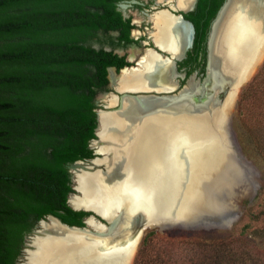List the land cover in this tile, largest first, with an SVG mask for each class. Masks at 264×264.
<instances>
[{"label":"trees","instance_id":"trees-1","mask_svg":"<svg viewBox=\"0 0 264 264\" xmlns=\"http://www.w3.org/2000/svg\"><path fill=\"white\" fill-rule=\"evenodd\" d=\"M77 1L0 0V264H15L31 220L53 214L69 225H85L88 213L67 204L72 188L65 164L93 156L88 145L96 115L88 64L98 59L79 42ZM260 90L264 64L243 88L242 101ZM247 218L239 234L262 235L264 186ZM155 234L144 236L141 250ZM228 250L233 264L243 262L242 251Z\"/></svg>","mask_w":264,"mask_h":264},{"label":"bare ground","instance_id":"bare-ground-1","mask_svg":"<svg viewBox=\"0 0 264 264\" xmlns=\"http://www.w3.org/2000/svg\"><path fill=\"white\" fill-rule=\"evenodd\" d=\"M234 1L236 3L243 2L251 12L264 16V5L256 1ZM233 11L234 9L227 17V22L222 28L221 35L223 37L218 39L219 45L217 46L219 51H223L222 49L227 51V44L230 41H234L231 45L233 49L231 53L227 52L225 55L223 53L222 60L219 55H214L212 66L215 71H217L216 69L220 70L221 74L227 78L226 82H229L228 76L235 71L234 66L231 65L233 62L234 65H240L259 52V63L264 56V35L260 34L257 26L250 23L252 21L248 22L246 17L239 19L238 22L240 24H236L232 32L228 34V30L231 28L228 26H232L235 20L239 18ZM168 16L166 12H162L158 16L159 21L165 25L170 21ZM228 23L229 25L227 26ZM161 38L165 42H171L170 36L164 29L161 30ZM216 44H218V41H215V48ZM155 58L151 55L148 56L144 72L137 73L133 71L124 75L119 83L120 89L149 88V81L146 80V77L149 73L148 71H153L157 67ZM255 67L248 71L249 76L253 74ZM185 99L186 95L184 93L179 100L184 103ZM234 100L235 92L228 97L222 114L203 115L204 117L200 119L193 116L188 118L185 116L180 117L177 121L181 122V124L183 123V127L180 128L170 125L173 121V114L165 112H172V110L165 109L162 112V110L157 109L154 103L147 102L146 107L154 106L156 108L155 111L158 113L149 115L145 119H139L135 127L133 124L128 125L129 131L127 133H129V136L123 141H127V144L132 145L131 139L136 140L131 160L129 159L130 162L128 161L125 164L124 162L121 163L122 160L113 159L112 163L107 164V168H109L108 175L118 171L123 174L120 184L110 187L109 191L105 188H100L101 185L95 181L99 177V173H101V170H99L93 175L87 173L78 174L77 180L80 188L84 194L94 198L104 207L118 208L124 201L129 200L134 206L142 207L143 209L149 208L147 206H150V208L152 206L158 213L160 212L163 215L172 214V217H175L176 214L179 216L185 209L188 212H195L200 208L201 204L205 202L212 203L210 197L216 190H220L219 185L222 182L230 184L232 182L231 174L234 175L237 172L236 170H238L236 162H234L233 166L229 164L222 125L221 127L213 125L221 117L223 121L227 119L226 115L232 109ZM110 102L113 104L115 99L110 100ZM185 104L189 106L188 103ZM124 105L130 115H136V112L143 108L139 104L132 103V101H126ZM185 110L187 109L185 108ZM174 118L177 119L176 116ZM101 119L102 131L100 134L103 139L118 137L117 133H115L116 130L127 124L122 126L123 122L117 115L104 114ZM214 119L216 120L214 121ZM177 122L175 120L174 123ZM123 129L125 130V128ZM167 131L168 134H173H171V138L168 139L166 137L167 140H160L161 134ZM218 131L219 134L220 132L222 133L223 139H216L214 136ZM152 138L159 143L153 144ZM168 140L169 142L167 143ZM153 145L158 146L157 152L152 149ZM128 152L130 153L131 151ZM175 152H177V156ZM181 153L185 156H181ZM103 162L106 163L105 160ZM193 169L194 171H192ZM208 171L217 172L212 177L211 182H209L207 175ZM101 175L104 174L101 173ZM233 177L235 178V176ZM164 182L165 187L162 186ZM131 195L139 196L140 199L134 198L131 200ZM72 201L77 203L78 198Z\"/></svg>","mask_w":264,"mask_h":264},{"label":"water","instance_id":"water-1","mask_svg":"<svg viewBox=\"0 0 264 264\" xmlns=\"http://www.w3.org/2000/svg\"><path fill=\"white\" fill-rule=\"evenodd\" d=\"M252 1L264 5V0ZM235 3L234 0H228L213 24V33L210 40L209 73L205 81L206 86H211L209 89L205 87V89H200V92L196 91L189 106L179 99L182 97V94L188 91L193 85H197L198 88L199 82H189L178 93H175L173 97L128 95L125 93L122 96L121 106L118 109L99 112V124L96 134L99 138L97 141V145L100 147L98 151L103 156L100 159L97 158L93 160V166H89L82 162H75L70 165V167L76 171L74 174V181L77 182L75 189L79 193L78 202L74 203L71 201L70 204L76 210L92 211L94 214L100 216L104 222L91 217L87 220L84 226L69 225L63 222L60 218L54 215H49L47 216V219L40 220L36 223V231L32 233L31 237L26 236L25 244L16 259V264H131L144 231L147 230V228L153 226L175 225V223H189L182 222V219L178 214H176L175 217H172V214L163 215L154 210L152 206L151 208L150 206H147L149 208L143 209L142 207L134 206L129 200L124 201L118 208L112 209L104 207L94 198H90L84 194L79 186L77 176L78 174L84 173L93 175V173L101 170V173L104 175L99 173V177L95 180L101 185L100 188H105L109 191L110 187H115L120 184V181L123 179V174L118 171L117 173H111L108 175L107 172L109 168H107V164L112 163L111 161L113 159L122 160L121 163L124 162L125 164H127L128 161L130 162L132 151L136 145V140L130 137L132 138V145L129 143L127 144V141H123L129 136V133H127V131H129L128 125L133 124L135 127L139 119H145L149 115L158 113L155 111L156 108L154 106L146 107L147 101H167L168 106L171 107L169 108L166 106L165 108L172 110V112L165 113L173 114V121L170 125L177 128L183 127V123L181 124V122H177L180 117L185 116L188 118L193 116L200 119L204 117L203 115H212L213 113L222 114L228 97L234 91H236L234 100L235 105L239 89L249 80L248 71L257 65L260 59V54L257 52L252 58L245 60L244 63H241L240 65H234L233 62L231 65L234 66V73L228 76L229 82H225L222 88L218 89V87L215 86L216 82L213 79V71L211 67L214 62V55H219V58L222 60L223 53L225 55V53L228 52L224 49H222L223 51H219L217 47L219 45L218 39L223 37V35H221L223 25L227 22V17L234 9L233 13H236L239 18L235 20L232 26H230L229 23L227 24V26L229 25L228 27H231L228 30V34L232 32V29L236 24H240V22H238L239 19L246 17L248 22L252 21L250 23L257 26L258 32L264 35V16H259L257 13L251 12L243 2L236 3V5ZM215 41H218L216 48ZM231 69L233 68L231 67ZM217 91H219V93H217ZM199 94L201 96H198ZM126 101H132V103L139 104L145 109L142 108V110H138L136 115H130L127 112V107L125 108L124 105ZM185 108H187V110H185ZM104 114L117 115L123 122L122 126L127 123L126 126L116 130L115 133H117L118 137H114V139H103L101 137V116ZM175 116L177 119L174 118ZM226 118L227 119L223 121L221 120V117V119L217 120L213 125L216 127H218V125L221 127L222 125L221 128L225 135L227 152L239 166L237 153L234 149L229 132L231 115H226ZM175 120L177 123H174ZM215 120L216 119H214V121ZM123 128H125V130ZM171 134L172 133L168 134V131L163 132L160 140H167L166 137H168V139L171 138ZM218 134L219 131L214 135L216 139H223L222 133L220 132V134ZM168 142L169 140L167 143ZM158 143L159 142H156L153 139V144ZM175 148L180 150L177 147ZM152 149L156 151L158 146L153 145ZM128 151L131 152L129 153ZM181 154V156H185L183 153ZM175 155L177 156V152H175ZM104 160L106 163L103 162ZM216 173L217 172L213 173L212 171L207 172L209 182L212 181V177H214ZM162 186L165 187V182ZM130 198L131 200L134 198L140 199L139 196L134 195H131Z\"/></svg>","mask_w":264,"mask_h":264},{"label":"flooded vegetation","instance_id":"flooded-vegetation-1","mask_svg":"<svg viewBox=\"0 0 264 264\" xmlns=\"http://www.w3.org/2000/svg\"><path fill=\"white\" fill-rule=\"evenodd\" d=\"M227 1H77V11L80 13L76 25L79 42L84 45L86 52L97 55L98 59L91 65L88 64L89 70L92 71L90 84L94 94L90 101L96 115V127L94 129L95 137L90 139L88 145L93 150V156L81 158L72 163L82 162L93 166V160L103 156L99 153L100 147L97 145L99 138L96 132L99 124V112L118 109L125 93L128 95L173 97L189 82L196 81L199 82L198 88L197 85H193L185 92L187 100L185 99L184 103L190 105L196 91L205 89V87L210 88L211 85L206 86L205 81L209 73L213 24ZM162 12H166L170 19L165 25L159 21L158 17ZM162 29L170 36L171 42H165L161 38ZM149 55L156 57L155 62L157 63V67L153 71H148L146 77V80L149 81V88L120 89L119 83L124 75L133 71L137 73L145 71ZM100 67L106 70L104 77L100 74ZM216 70L212 68L213 79L216 82L215 86L221 89L227 78L221 74L220 70ZM112 99H115L113 104L110 102ZM147 102L154 103L157 109L162 112L168 106L167 101L151 100ZM72 163H66L65 167L69 172V183L72 188V191L68 193L67 204L74 209L70 203L78 198L79 193L75 189L77 182L74 181V174L76 171L70 167ZM85 212L88 214L82 218L84 224L91 217L103 221L92 211ZM47 216L43 219H47ZM40 220H31L30 228L24 231L18 256L25 244L26 236H32L37 228L36 223Z\"/></svg>","mask_w":264,"mask_h":264},{"label":"rangeland","instance_id":"rangeland-1","mask_svg":"<svg viewBox=\"0 0 264 264\" xmlns=\"http://www.w3.org/2000/svg\"><path fill=\"white\" fill-rule=\"evenodd\" d=\"M233 42L227 44L229 53ZM263 64L264 56L249 80L240 87L236 103L228 113L231 115L230 137L239 164L237 172L231 174L232 182L219 185L220 190L210 197L212 203L205 202L195 212L185 209L179 214L182 222L189 223L147 228L131 264L137 261L138 264H233L234 259L227 255L230 253L228 248L234 254L246 251L250 264H264V233L260 236L239 234L240 226L248 220L249 208L257 202L264 186V92H254L244 101L241 98L243 88ZM227 156L233 166L235 160L228 153ZM151 231H156V234L151 237L148 247L141 250L144 236ZM242 252L238 257L243 262L234 264H249ZM229 257L232 260L226 263Z\"/></svg>","mask_w":264,"mask_h":264}]
</instances>
